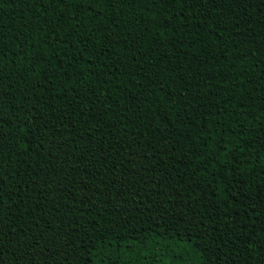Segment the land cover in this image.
<instances>
[{
    "label": "trees",
    "instance_id": "16d2710c",
    "mask_svg": "<svg viewBox=\"0 0 264 264\" xmlns=\"http://www.w3.org/2000/svg\"><path fill=\"white\" fill-rule=\"evenodd\" d=\"M92 11L0 0V261L264 264V0Z\"/></svg>",
    "mask_w": 264,
    "mask_h": 264
},
{
    "label": "snow or ice",
    "instance_id": "6c2138e0",
    "mask_svg": "<svg viewBox=\"0 0 264 264\" xmlns=\"http://www.w3.org/2000/svg\"><path fill=\"white\" fill-rule=\"evenodd\" d=\"M116 2H123V0H73V6L79 11L82 10L83 12H87L93 15V17L98 16L99 12L93 13L92 6L94 4H102L106 5L108 7H114ZM130 2H134V0H130ZM156 2H159L162 5L168 6L172 3H181L183 4L185 0H156ZM177 15H180L177 13ZM171 19V18H169ZM159 23L162 25L164 22L163 20L159 21ZM183 23V21H182ZM0 39H2V36H0ZM19 54V53H18ZM37 63H42V60L39 55L36 56ZM2 123V121H0ZM222 143V141H221ZM220 151H224L223 148L220 149ZM0 264H3L2 261H0Z\"/></svg>",
    "mask_w": 264,
    "mask_h": 264
}]
</instances>
